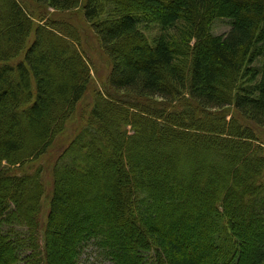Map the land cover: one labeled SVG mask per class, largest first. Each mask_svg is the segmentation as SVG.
Wrapping results in <instances>:
<instances>
[{
    "label": "trees",
    "instance_id": "obj_1",
    "mask_svg": "<svg viewBox=\"0 0 264 264\" xmlns=\"http://www.w3.org/2000/svg\"><path fill=\"white\" fill-rule=\"evenodd\" d=\"M30 1L84 9L111 71L48 194L44 167L24 166L66 132L92 71L74 24L0 0V264H80L92 239L112 264H264V0Z\"/></svg>",
    "mask_w": 264,
    "mask_h": 264
},
{
    "label": "rangeland",
    "instance_id": "obj_2",
    "mask_svg": "<svg viewBox=\"0 0 264 264\" xmlns=\"http://www.w3.org/2000/svg\"><path fill=\"white\" fill-rule=\"evenodd\" d=\"M24 1L28 4L31 10L34 9L35 11L34 15L36 18L38 16H40L41 18V12L44 11L47 12L48 18L57 19V20L58 19L67 20L70 23L74 24L79 29L83 37L82 49L86 54V58L89 61V65L92 71L91 84L84 97L77 104L76 110L72 115L71 119L68 121L66 126V132L56 140L55 145L39 161L36 162L32 161L24 166V169H26L27 171H30L32 167H36V166L44 167L43 178H44V183L47 187V193L49 194L51 192L52 181H53L52 171H51L53 164L57 160L63 147L67 143H69L72 140V138L75 137L77 130L82 125L87 123V121L89 120L90 112L94 105L95 94L98 90L104 88V85L107 82V79L111 71V63L110 61H108L107 56L104 53V50L101 46L100 38L92 26L93 23L86 19L84 15V9L80 8L79 10L72 11L70 13L69 12L63 13L56 11L52 7H46V8L40 7L39 5H36L30 0H24ZM109 14H111V10L106 11V13L102 15L100 19L109 16ZM231 25H232V20L230 18L217 17L212 22L211 33L214 35H225L230 31ZM140 28L143 30L146 37L149 39L150 43H153L154 39L160 34L161 31V26L156 22L145 21L144 23L140 24ZM195 41L196 40L193 39L192 43H194ZM181 60L183 59L181 58ZM260 62H261V58H257L256 61H254V63L248 66V68L259 70ZM250 77L251 74H248L243 79L240 80V83H243L242 84L243 87L251 86L250 84H254V81L252 83H249ZM235 114H237L235 108L233 106L229 107L226 112L227 115L226 118L229 120ZM0 125L5 133L8 132L7 129L9 128V126L6 122H0ZM212 128H214L215 130L223 129L217 127L216 125H212ZM11 129H13L12 131L15 132L21 130L19 127L16 126H13ZM23 130L26 135V140L27 142H29L32 139V131L27 127L26 123L24 124ZM256 131H257V136L259 138L255 142V145L260 147L262 145V147L264 148V129L257 127ZM220 135H222L223 137L226 136V134L224 135V131H222ZM205 182L206 181L204 179L201 180L202 184ZM103 186L104 187L102 188V192H104L106 196L109 195L107 186L105 185ZM114 196L117 197L116 194ZM44 206L45 207H44L43 218H45V214L47 212L46 210L48 206L47 199H44ZM143 210H145V208L139 206L138 209L134 211V213H140L143 212ZM111 234L109 233L108 235L110 236ZM150 253L151 256H154L153 252ZM25 256L26 254L24 253L23 258H25ZM79 257H80L79 258L80 264H112V259L110 255L107 254L106 248L103 247L100 241H98L97 239H92L84 243L83 247L81 248ZM21 264H27V262L22 260Z\"/></svg>",
    "mask_w": 264,
    "mask_h": 264
}]
</instances>
